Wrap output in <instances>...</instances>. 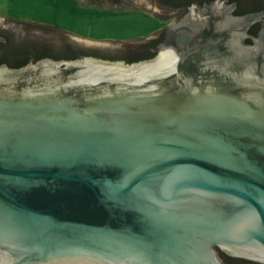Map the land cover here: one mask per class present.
<instances>
[{"label": "water", "instance_id": "obj_1", "mask_svg": "<svg viewBox=\"0 0 264 264\" xmlns=\"http://www.w3.org/2000/svg\"><path fill=\"white\" fill-rule=\"evenodd\" d=\"M155 8L132 41L0 16V264H264V0Z\"/></svg>", "mask_w": 264, "mask_h": 264}, {"label": "rangeland", "instance_id": "obj_2", "mask_svg": "<svg viewBox=\"0 0 264 264\" xmlns=\"http://www.w3.org/2000/svg\"><path fill=\"white\" fill-rule=\"evenodd\" d=\"M144 8L113 0H0L1 17L108 41L143 39L165 26Z\"/></svg>", "mask_w": 264, "mask_h": 264}, {"label": "flooded vegetation", "instance_id": "obj_3", "mask_svg": "<svg viewBox=\"0 0 264 264\" xmlns=\"http://www.w3.org/2000/svg\"><path fill=\"white\" fill-rule=\"evenodd\" d=\"M113 1H117V2H122V1H126V3H129V4H133V5H136L137 7H145L144 9H146V10H148V11H150V12H154L155 14H157V15H159L162 19H164V20H166L165 21V26L163 27V28H161L159 31H157L156 33H154V35L155 34H158V33H160L163 29H165L166 27H167V25L170 23V22H172V21H174L177 17H178V13H176V12H174V11H166V12H162V11H160V10H156V9H154L153 7L155 6V0H149V2H150V4L152 5V6H150V7H148V6H146V5H143V4H139V3H137V2H135V1H133V0H113ZM171 15H174L173 17H171ZM166 16H170L171 18H169V20L168 19H166ZM28 23V22H27ZM31 24V23H30ZM54 29V28H53ZM146 37H149V36H146ZM145 38V37H144ZM217 249V248H216ZM218 251V250H217ZM219 254V253H218ZM220 256V255H219ZM224 263V262H223Z\"/></svg>", "mask_w": 264, "mask_h": 264}, {"label": "trees", "instance_id": "obj_4", "mask_svg": "<svg viewBox=\"0 0 264 264\" xmlns=\"http://www.w3.org/2000/svg\"><path fill=\"white\" fill-rule=\"evenodd\" d=\"M218 250V249H217ZM222 261L224 262V264H230L226 259L223 258V256L220 254V252L218 251Z\"/></svg>", "mask_w": 264, "mask_h": 264}]
</instances>
